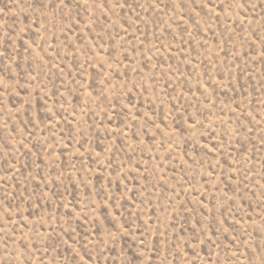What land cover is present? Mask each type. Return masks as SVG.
Here are the masks:
<instances>
[{"label": "rangeland", "instance_id": "1", "mask_svg": "<svg viewBox=\"0 0 264 264\" xmlns=\"http://www.w3.org/2000/svg\"><path fill=\"white\" fill-rule=\"evenodd\" d=\"M0 264H264V0H0Z\"/></svg>", "mask_w": 264, "mask_h": 264}]
</instances>
